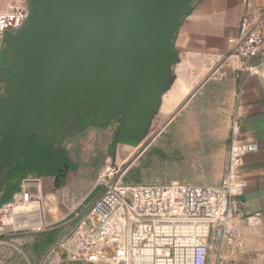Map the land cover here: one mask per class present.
I'll return each instance as SVG.
<instances>
[{
  "label": "water",
  "instance_id": "95a60500",
  "mask_svg": "<svg viewBox=\"0 0 264 264\" xmlns=\"http://www.w3.org/2000/svg\"><path fill=\"white\" fill-rule=\"evenodd\" d=\"M194 1L34 0L27 23L4 40L12 61L0 68L11 87L0 96V187L41 115L58 141L73 112L91 122L119 113L117 142L138 139L151 101L173 81L175 32Z\"/></svg>",
  "mask_w": 264,
  "mask_h": 264
},
{
  "label": "rangeland",
  "instance_id": "374dc122",
  "mask_svg": "<svg viewBox=\"0 0 264 264\" xmlns=\"http://www.w3.org/2000/svg\"><path fill=\"white\" fill-rule=\"evenodd\" d=\"M16 3L26 8L28 17L35 11L34 0H23V4L20 0H0V15ZM1 57V62L7 61L2 67H8L12 56L2 53ZM173 85L174 81L151 101L149 121L138 139L126 135L125 140L117 142L122 123L119 113L80 127L79 114L73 112L64 122L63 137L58 141L53 128L43 130L42 119L47 116L41 115L35 133L52 138L56 146L68 152L73 170L68 174L81 178L85 190L81 196L63 202L60 182L54 188H46L44 177L36 174L15 179L10 185H6L5 179L0 187V213L10 212L18 202H25L26 187H33L36 197L40 185L43 219L42 226L35 229L22 226L0 229V264H77L76 247L65 250L62 242L76 233L86 215L80 211L87 210L84 206L102 191L104 183L114 182L116 186L220 183L228 168L235 129L233 117L225 115V111L231 112L235 107L233 81L230 77L220 84L204 82L191 93L181 86L177 94L173 93ZM10 91L11 87L0 78V96ZM100 183L103 184L94 191ZM76 184L78 187L77 181ZM11 186H16V190L6 199ZM86 198L84 206L77 210ZM122 233L120 222H116L112 228L104 226L96 240L86 236L87 233L79 237L78 264L95 257L105 258L111 250V239ZM218 235L219 231H214L212 240ZM26 253L32 259H26Z\"/></svg>",
  "mask_w": 264,
  "mask_h": 264
},
{
  "label": "built area",
  "instance_id": "2783aa9c",
  "mask_svg": "<svg viewBox=\"0 0 264 264\" xmlns=\"http://www.w3.org/2000/svg\"><path fill=\"white\" fill-rule=\"evenodd\" d=\"M20 2L23 4V0ZM27 20L26 8L17 3L0 16V58L7 34L18 32ZM263 26L264 12L257 17L247 16L240 35L229 40L240 60V70L251 75L256 74V68L249 66V61L263 50ZM241 161V147L233 141L228 170L219 186L104 183L88 207L83 205L87 198L77 206V210L84 206L87 210L80 212L86 215L62 247H76L74 263L78 264L80 238L87 233L94 240L104 226L112 228L120 222L123 233L111 239L107 256L81 264H208L213 232L228 237L243 204L244 183L238 173Z\"/></svg>",
  "mask_w": 264,
  "mask_h": 264
},
{
  "label": "crops",
  "instance_id": "0c3cea01",
  "mask_svg": "<svg viewBox=\"0 0 264 264\" xmlns=\"http://www.w3.org/2000/svg\"><path fill=\"white\" fill-rule=\"evenodd\" d=\"M260 12H264V0H195L181 18L173 40V50L180 58L174 67L173 93H180L181 86L191 93L204 82L220 84L230 77L234 87L235 107L225 115L233 117L236 129L229 160L233 141L241 147L238 173L244 183L243 204L230 235L219 233L211 238L208 264H264V45L249 61V66L256 68V74L251 75L240 70V60L229 43L240 35L244 19ZM222 180L210 186H219ZM33 193V187H26L25 202L0 213V229L42 226V191L36 197ZM34 203L40 204L36 216L27 226L21 225ZM25 257L32 259L28 253Z\"/></svg>",
  "mask_w": 264,
  "mask_h": 264
},
{
  "label": "trees",
  "instance_id": "16d2710c",
  "mask_svg": "<svg viewBox=\"0 0 264 264\" xmlns=\"http://www.w3.org/2000/svg\"><path fill=\"white\" fill-rule=\"evenodd\" d=\"M91 119L92 116L90 114L83 112V118L78 123V126L84 127L88 125ZM66 165H68V169L66 171V177L64 178L61 171L65 169ZM69 172L73 173L68 152L61 146H56L52 138L33 133L28 139L26 150L16 165V168L8 175L6 185H10L15 179L24 178L30 174H36L44 177V186L46 188H54L56 179L60 176V183H62L61 200L64 202L68 201V199L81 196L85 190L84 181L75 175L68 174ZM76 181L78 182V187L77 184L75 186ZM38 186L41 192V187L40 185ZM15 190L16 186H11L6 199H8ZM39 207V203H34L28 216H26L20 224L27 226Z\"/></svg>",
  "mask_w": 264,
  "mask_h": 264
},
{
  "label": "flooded vegetation",
  "instance_id": "af4514ba",
  "mask_svg": "<svg viewBox=\"0 0 264 264\" xmlns=\"http://www.w3.org/2000/svg\"><path fill=\"white\" fill-rule=\"evenodd\" d=\"M2 58V57H1ZM1 58H0V67H2L7 61H4V60H2V62H1ZM3 95H5V93L4 94H2L1 96H3ZM82 118H83V114H81V118H80V121L82 120ZM79 121V122H80ZM126 139V137H123L122 138V140L121 141H123V140H125ZM67 174V173H66ZM66 177V176H65ZM64 177V178H65Z\"/></svg>",
  "mask_w": 264,
  "mask_h": 264
},
{
  "label": "bare ground",
  "instance_id": "6f19581e",
  "mask_svg": "<svg viewBox=\"0 0 264 264\" xmlns=\"http://www.w3.org/2000/svg\"><path fill=\"white\" fill-rule=\"evenodd\" d=\"M9 6V5H8ZM4 13H2L0 16H3Z\"/></svg>",
  "mask_w": 264,
  "mask_h": 264
}]
</instances>
